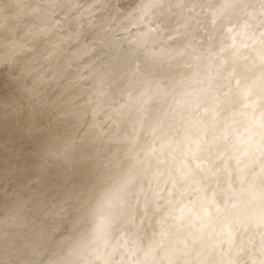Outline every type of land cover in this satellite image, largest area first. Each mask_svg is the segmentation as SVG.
Wrapping results in <instances>:
<instances>
[{
  "label": "clouds",
  "instance_id": "clouds-1",
  "mask_svg": "<svg viewBox=\"0 0 264 264\" xmlns=\"http://www.w3.org/2000/svg\"><path fill=\"white\" fill-rule=\"evenodd\" d=\"M0 264H264V0H0Z\"/></svg>",
  "mask_w": 264,
  "mask_h": 264
}]
</instances>
